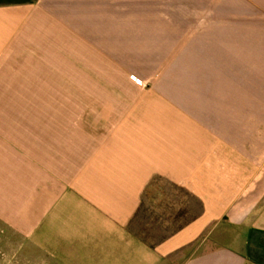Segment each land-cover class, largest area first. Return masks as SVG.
<instances>
[{
	"label": "crops",
	"instance_id": "0c3cea01",
	"mask_svg": "<svg viewBox=\"0 0 264 264\" xmlns=\"http://www.w3.org/2000/svg\"><path fill=\"white\" fill-rule=\"evenodd\" d=\"M80 30L183 86L97 85ZM262 70L264 0H0V264H264ZM156 179L201 212L150 246Z\"/></svg>",
	"mask_w": 264,
	"mask_h": 264
},
{
	"label": "rangeland",
	"instance_id": "374dc122",
	"mask_svg": "<svg viewBox=\"0 0 264 264\" xmlns=\"http://www.w3.org/2000/svg\"><path fill=\"white\" fill-rule=\"evenodd\" d=\"M99 19L100 16H98ZM78 33L81 35L82 40V69L88 70L89 66H91L98 72L107 71L112 74L107 80L98 78L96 80L97 85H128L127 80H131L133 76L148 78H144V83L141 82L142 86H183L185 82L184 80L154 77L157 75L156 71L166 70L167 72V70H175V67H171L173 64H166V67H163L156 63L137 62L138 57L131 53L134 48L112 45L115 41H110L109 45L104 46L103 35L105 32L103 31L80 30ZM116 33L112 31L109 32V35L112 37ZM95 49L98 53H96ZM88 81V79H82L85 85L89 83ZM259 82L258 80V87H260ZM200 212L201 206L196 199L173 187L165 180L156 179L147 190L142 205L130 225V229L143 242L153 246L164 241L190 223V221L196 219L195 217ZM9 251L6 249L5 255H3V259L6 261L5 264H8L7 262L11 257L8 254Z\"/></svg>",
	"mask_w": 264,
	"mask_h": 264
}]
</instances>
